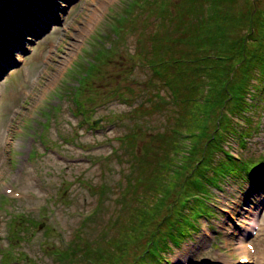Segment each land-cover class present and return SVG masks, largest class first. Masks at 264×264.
Instances as JSON below:
<instances>
[{"label": "rangeland", "instance_id": "obj_1", "mask_svg": "<svg viewBox=\"0 0 264 264\" xmlns=\"http://www.w3.org/2000/svg\"><path fill=\"white\" fill-rule=\"evenodd\" d=\"M128 1L0 0V264L6 256L10 264H92L89 256L78 258L77 253L66 261L55 259L52 247L67 245L77 228L85 239L100 241L101 236L121 241L126 237L122 235L126 223L142 222L140 211L133 216V209L151 205L158 195L152 177L168 175L167 168L157 166L154 171L153 163L178 160L172 147L178 143L169 136L160 141L157 132H167L174 125L194 127L188 115L193 104L174 112L155 106L161 100L159 94L166 93L165 87L150 79L147 63L149 36L158 28L157 5L146 4L129 12L131 22L127 18L122 22L129 25L127 32L117 38L113 31L129 8ZM180 2L171 0L168 5L172 8ZM248 2L254 7L259 34L264 0ZM19 14L27 19L26 24ZM250 22L245 13L229 21L235 42L251 28ZM217 26L211 23L212 30ZM110 45L114 47L112 61L102 64V76H92L94 86L74 95L89 60L99 48L105 53ZM135 50L141 55L134 56ZM233 72L236 78L231 85L242 76L240 67ZM250 82L248 93L254 90ZM262 86L263 95L255 96L256 106L246 112L250 123H238L241 129L253 127L247 145L240 146L234 139L229 145L233 154L264 167ZM221 109L228 111L221 105L212 116L217 117ZM217 121L214 118L210 130ZM130 133L139 135L120 139ZM192 142L185 145V155L190 154ZM146 153L151 159L145 172H136L134 164L139 165ZM263 171L255 165L252 178L231 177L221 187L211 186L214 215L200 217L199 230L191 227L180 243H171L166 264H235L233 260L241 259L236 247L243 236L256 249L246 264H261ZM141 174L147 177L146 185L136 182V175ZM103 184L107 187L101 196L91 188ZM96 201L101 205L106 201L98 217ZM13 213L17 216L12 218ZM30 216L43 223L42 227H25ZM148 229L146 236L134 242L122 240L127 244L125 261L133 260L145 247ZM110 246L111 242L105 248Z\"/></svg>", "mask_w": 264, "mask_h": 264}, {"label": "trees", "instance_id": "obj_2", "mask_svg": "<svg viewBox=\"0 0 264 264\" xmlns=\"http://www.w3.org/2000/svg\"><path fill=\"white\" fill-rule=\"evenodd\" d=\"M170 1L129 0V8L118 19L113 31L116 37L120 38L129 27L122 22L126 18L127 22H131L128 21L129 12L134 13L146 4L151 7L156 3L155 21L158 28L149 36L150 51L148 50L147 63L151 70L150 79L157 85L165 87L166 93L159 94L161 100L155 106L174 112L178 107L184 109L193 104L188 109V115H192L193 118L190 120L194 127L182 128L174 125L172 129L167 127L168 134L157 132L160 141L169 136L172 141L178 143L176 147L172 145L178 160L158 159V165L152 162L154 171L157 166L161 169L167 168L168 175L159 177L157 174L152 177L156 183L155 190L158 192L156 199L151 205L144 204L137 210L134 208L132 215H137L140 211L138 216L142 222L137 225L126 223L122 232V235H126L123 238L125 242L130 243L129 241L134 242L135 239L146 236L144 234L146 229L152 225L153 227L148 229L145 247L128 262L125 261V257L123 258V252L127 249L124 248L127 244L122 242L123 239L118 241L119 239L116 240L115 237L109 240L102 238L103 242L101 236V242L98 238L85 239L84 233L81 234L82 229L77 228L67 245L61 248L52 247L54 255L57 256L55 259L60 260L62 257L61 261H66L68 257L72 259L77 253L78 258L81 255L89 256L92 264H166V254L172 248L171 243H180L191 227L199 230L200 217L214 215L211 186L221 187L222 181L231 177L249 179L254 175L253 167L256 161L240 154H233L232 145L229 144L234 139L240 146L245 147L253 134L252 126L251 129H241L238 123L242 120L246 125L250 123L251 119L246 112L252 106H256L255 96L263 95L261 91L264 83V19L260 22L262 31L257 34L254 7L249 4V0H181L178 4H172V8L168 5ZM242 13L248 15L251 28L235 42L230 36L228 25L229 21L237 20ZM212 22L219 23V26L212 30ZM100 49L78 77L79 85L76 86L74 95L94 86L92 85L94 80L91 82L92 76L101 77L102 64L112 61L114 47L112 45L106 47L105 53ZM140 52L135 50L132 54L137 57L141 55ZM238 67L242 69V76L238 82L235 81L231 85L236 78L233 71ZM255 79L258 82H250ZM249 82L254 88L251 93H248ZM250 96L252 99L248 100ZM221 105H225L228 111L221 109L218 116L213 117L212 113L221 108ZM190 110L195 113H191ZM180 118L182 119V116ZM214 118L218 121L210 130ZM137 135L139 134L120 135V139L130 140L132 137L136 139ZM190 140H193L189 148L190 154L185 155L184 147ZM150 159L151 156L147 153L143 155L140 164H134L136 172L139 170L144 173ZM143 175H136V182L140 181L146 185L147 177ZM106 187L105 184L91 186L100 193V196ZM261 189L264 188L261 186ZM126 192L129 193L130 190ZM101 203L96 201L95 204L97 217L106 201L103 205ZM35 218L26 217L28 223L25 227L31 224L40 227L39 221H32ZM130 219L131 217L128 218ZM84 222L87 223V220ZM51 230L54 232V227H51ZM135 232L137 236L134 238ZM110 242V249L105 248ZM19 255L22 257L21 253ZM7 257H3L2 264L9 263Z\"/></svg>", "mask_w": 264, "mask_h": 264}, {"label": "bare ground", "instance_id": "obj_3", "mask_svg": "<svg viewBox=\"0 0 264 264\" xmlns=\"http://www.w3.org/2000/svg\"><path fill=\"white\" fill-rule=\"evenodd\" d=\"M19 16H20L22 21H24V22L27 21V19L23 18L24 15L19 14ZM1 54H2V56H5V54H3V53H1ZM248 242L249 241L246 240V238L243 236V237L240 238L239 242L237 243V247L236 248H237L238 254L241 256V259H240V261L239 260H233L235 264H246L248 261L252 260L251 258H249L250 255H252L253 253H251V250L247 248ZM260 260H261V264H264V253H262V255L260 256ZM230 264H232V261H231Z\"/></svg>", "mask_w": 264, "mask_h": 264}, {"label": "water", "instance_id": "obj_4", "mask_svg": "<svg viewBox=\"0 0 264 264\" xmlns=\"http://www.w3.org/2000/svg\"><path fill=\"white\" fill-rule=\"evenodd\" d=\"M96 123V122H95Z\"/></svg>", "mask_w": 264, "mask_h": 264}]
</instances>
